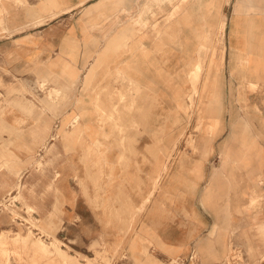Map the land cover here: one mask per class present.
<instances>
[{
	"label": "rangeland",
	"instance_id": "1",
	"mask_svg": "<svg viewBox=\"0 0 264 264\" xmlns=\"http://www.w3.org/2000/svg\"><path fill=\"white\" fill-rule=\"evenodd\" d=\"M112 1L115 5L127 4L122 9L126 19H117L116 29L113 30L124 32L125 54L140 63L152 59L158 75V89L152 88L153 97L148 98V112L144 107L139 110L136 106L148 90L142 91L124 77L122 81L126 87L120 92L106 87L110 80L108 74L95 78V87H87L84 81L82 88L56 89L50 87L55 85L54 79L47 78V82L41 86L36 82L29 89L23 88L19 82L22 74L6 71L7 65H20L22 61L0 49V264H172L178 258L188 257V253L172 254L150 232L137 234L140 243L136 246L134 216H110L107 212L105 217L95 219L96 225L100 224L107 230L98 234L86 231L87 218L65 217L64 203L60 199L55 178L60 176L58 168L60 160H63L57 145L62 143L67 149L65 143L70 129L76 132V137H71L75 148L82 143L87 144V141L91 146L89 152L83 154V160L87 164L86 157H89L92 167L75 170L76 186L80 192L84 191L85 195L90 190L96 198L110 195L118 203L124 198L125 192L128 193L127 188H132L129 192L135 193V186L128 183L130 178L141 175L144 190L139 212L143 214L144 223L153 192L170 181L174 183L171 192L183 188L184 169H190V183L184 184L185 189L192 196L199 193L200 199L216 173L223 172L225 176H230L233 172L232 182L226 178L224 190L218 191L213 197L212 205L204 206L207 225L211 224V228L203 236L212 237L211 243L222 246L220 238L224 235L222 254L214 256L207 247L198 244L194 248L198 261L200 264H264V230L261 227L264 224V172L258 175L241 167L234 168L227 164L229 158H225L221 152L231 136V124L238 118L242 124L240 128L245 129L239 138L254 139L264 149L263 77L262 80L257 78L256 85L250 83L254 75L252 72L249 82L245 76L239 78L236 85L226 79L223 72L226 15L215 26L208 19L207 31L203 36H181L182 25L178 26L177 21H182L184 4L189 0ZM228 2L223 0L224 5ZM13 3L18 6L23 4L21 0H0V43L11 34L8 20L11 16L9 6ZM102 11L96 10L101 13L100 22L118 17L120 12L118 8L111 9L112 18L109 19ZM102 27L101 24L98 26L99 29ZM99 43L102 47L101 41H95L96 47ZM251 58H246L243 63L247 66L255 64ZM95 59L93 69L96 72L103 71L104 63L108 65V62L103 56ZM38 63L45 62H38V57L31 58L28 65ZM254 67L256 71L262 70L264 59L261 58ZM32 75L38 74L30 70L27 76ZM8 77L9 81L16 83L8 85ZM216 92H219L217 97ZM84 97L91 98L95 112L93 127L82 131L85 115L77 117L75 114L64 122L61 119L76 100ZM116 100L119 102L111 105L110 111L104 108L106 102ZM211 100L215 102V107H220L221 103L224 108V129L216 137L208 133L215 119L210 112L203 111V106L210 104ZM40 103L42 113L50 117L43 141L37 143V132L35 135L25 132L21 120L14 122L13 130H8L6 121L9 115L17 118H21L24 113L37 115ZM124 104L125 110L122 109ZM130 116L133 119L127 120ZM200 129L214 136L213 151L204 159L201 179L193 170L200 155L192 146ZM254 130H260L259 134ZM132 133L138 136L130 137ZM141 137L142 144L154 145L158 151L144 154L142 170L117 168L108 162L110 150L137 144ZM248 154L252 155L255 162L253 153L249 151ZM154 160H158V163L152 165L150 162ZM124 164L121 161L120 165ZM252 180L259 184L258 189L254 190ZM137 188V194H141V187ZM168 199L169 196L163 199L166 201L163 206L169 203ZM231 207L233 211L235 207L240 209V212L234 213L236 226L233 227L229 221ZM170 212V209L163 208L158 212V220L161 221ZM89 220L92 221V218ZM214 225L217 231L213 234ZM119 226L128 231H109L110 228L119 229ZM56 238L60 241L64 250L60 253H64V256L39 252L36 247L39 241L52 248Z\"/></svg>",
	"mask_w": 264,
	"mask_h": 264
},
{
	"label": "crops",
	"instance_id": "2",
	"mask_svg": "<svg viewBox=\"0 0 264 264\" xmlns=\"http://www.w3.org/2000/svg\"><path fill=\"white\" fill-rule=\"evenodd\" d=\"M21 1L22 5L18 6L13 3L9 6L11 8V16L8 20V30L11 34L1 41L0 49L5 51L7 55L22 61L20 65H7L6 71L9 73H21L22 76L20 77L22 79L19 82H21L23 88L29 89L35 86L36 82L41 86L43 82H47V78L54 79L55 85H50V87L56 89L82 88L85 82L87 83V87L90 85L95 87V78L99 79L101 74H108L110 80L106 87L109 89H114L118 92L124 91V87H126L122 81L124 77L125 79H130L142 91L148 90L136 106L139 110L144 107L146 112L149 111L148 98L153 97L152 88L158 89L159 85L153 61L150 59L145 63H140V61L138 62L132 56L125 54L126 51L123 50L126 44L124 32L121 30L119 32L113 31L116 29L117 19L120 21L126 19V14L122 12V9H125L127 4L123 5L120 3L119 5H115V2L112 0ZM115 8L120 10L119 16L112 18L111 9ZM99 9L104 10L102 14L106 18L112 19L100 22L101 13L96 12ZM208 10L211 11L208 12ZM181 15L182 21H177L178 26L182 25L181 36H203L207 31L206 25L208 19H210V24L215 26L226 15V32L224 35L226 36V52L223 70L226 79L232 80L236 85L237 80L245 76V80L249 82L252 72L254 75L250 83H255L256 85L258 77L261 80L263 77L264 80V68L259 71L254 69V66L258 65L259 60L261 58L264 59V0H229L225 5L223 4V0H189L184 4ZM42 21H44L43 24H37ZM100 24L103 26L101 29L98 28ZM174 27L175 22L173 24ZM95 41H101L102 47H100V43L96 47ZM97 56H103L106 62H108V65L104 63L103 71L98 70L96 72L94 70L95 58ZM37 57L38 62L43 60L45 63L28 65L31 62V58ZM248 57H252L251 59H254L255 64H250L249 66L244 64V60ZM105 60L103 61L105 62ZM30 70H33L38 75L27 76ZM172 72H174V69ZM36 76L38 77V81H36ZM7 83L10 85L16 82L9 81L8 77ZM216 93L215 96H219V92ZM118 102L117 100L106 102L104 108L110 111L111 105H115ZM74 103L76 105L73 104L68 108L63 113L61 120L64 122L68 117L71 118L75 114L77 117L85 115L84 119H82L81 130L84 131L92 128L94 119L92 117L95 108L91 102V98L84 97L82 100H76ZM83 103L85 106H83ZM214 103L211 100L210 104L204 105L203 111L210 112L212 118L215 119L210 124L208 133L216 137L224 129L222 114L224 108L223 104L220 103V107H215ZM78 104L80 105L78 106ZM39 106L37 115L32 116L24 113L21 115V118L9 115L6 121L8 130H13L15 128L14 122L21 120L25 132L29 134L33 132V135L37 132V143L43 141L46 137L45 129L50 117L42 113L41 103ZM125 107L126 105L124 104L122 109L125 110ZM155 114H157V111ZM127 118V120L133 119L131 116ZM241 125L239 118L235 119L231 124V136L222 147L221 152L225 158H229V161L227 159V164H231L232 167H241L248 172H255L260 175V173L264 172V149L254 139L246 140L239 138L245 130L240 128ZM254 131L257 135L260 132V130ZM208 133L200 129L198 137L192 144L195 152L200 155V159L196 161L195 168L193 169L198 174L199 179L203 176L204 159L213 151L212 140L214 136L212 137ZM137 136V133L130 134V137ZM67 137L65 143L67 149H65L62 143L57 145V150L62 154L63 160H60L58 168L60 176L55 178V183L58 190H60V199L62 198L64 203L63 211L66 218H87L86 231L90 234H98L107 231L104 226H100V224L96 225L95 219L99 216L105 217L107 212L110 216H134V231L136 233L134 239L136 246L140 243V238H137V234L140 233L141 235L143 232H150L172 254L188 253L189 256L198 244L207 247L206 249L211 251L214 256L222 254L225 243L224 235L220 238V243L223 247L214 244V242L211 243L212 237L203 236L211 228V224L207 225L208 218L204 206L212 205L211 200L213 197L218 191L224 190L223 186H225L226 178H228V182H232L233 172L230 176H225L223 172L216 173L211 179L204 196L200 199L199 193L192 196V193L185 189L184 184L190 183V169H184L182 173L183 188L180 187L179 190L177 189V192H171V185H174V183L170 181L160 190L153 192L144 223L143 214L139 212L143 204V176L130 178L131 181L128 184L135 186V193H130L129 191L133 189L127 188L128 193L125 192L124 198L119 200L118 203H115V198H112L110 195L96 198L90 190L84 195V191L80 192L76 186L77 176L75 177V170L92 167L89 157H86L87 164L83 160V154L88 153L91 146L87 141V144L82 143L75 148L71 137H76V132L72 131V129L69 130ZM142 141L143 138L141 137L137 144H127L124 148L110 150L108 162L117 168L142 170L144 166V154L157 151L156 146L142 144ZM249 151L253 153L255 162L251 154L247 155ZM68 153L70 154L69 156ZM121 161H124L126 164L120 165ZM150 163L153 165V163H158V160ZM258 185L252 180L254 190L259 188ZM137 186L141 187V194H137ZM168 196L169 203L163 206V202H166L163 199ZM163 208L170 209L171 212L164 215L165 218L159 221L157 218L158 212ZM231 211L229 213V221L233 227V225L236 226L234 213L235 211L240 212V209L235 207L233 211L231 207ZM89 218H92V221ZM213 227L211 233L214 234L217 231V226L214 225ZM261 227L264 230V224H261ZM109 231L127 232L128 230L119 226V229L110 228Z\"/></svg>",
	"mask_w": 264,
	"mask_h": 264
},
{
	"label": "bare ground",
	"instance_id": "3",
	"mask_svg": "<svg viewBox=\"0 0 264 264\" xmlns=\"http://www.w3.org/2000/svg\"><path fill=\"white\" fill-rule=\"evenodd\" d=\"M222 57V56H221ZM196 66V65H195ZM199 67V66H198ZM197 68V67H196ZM6 234V233H5ZM18 239V238H17ZM23 239V238H22ZM25 239V238H24ZM20 240V239H19ZM26 240V239H25ZM37 249L39 250V252L43 253L45 252V254L47 255H61L60 252H64V250L61 248L60 245V241L59 239H55V241L52 243V248H49L48 245H46L43 242H40L36 245ZM64 254V253H63ZM61 256H64V255Z\"/></svg>",
	"mask_w": 264,
	"mask_h": 264
},
{
	"label": "built area",
	"instance_id": "4",
	"mask_svg": "<svg viewBox=\"0 0 264 264\" xmlns=\"http://www.w3.org/2000/svg\"><path fill=\"white\" fill-rule=\"evenodd\" d=\"M197 251L195 249L189 254L188 257L185 258H178L172 261V264H200L198 261Z\"/></svg>",
	"mask_w": 264,
	"mask_h": 264
}]
</instances>
